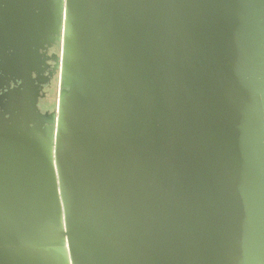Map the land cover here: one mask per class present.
I'll use <instances>...</instances> for the list:
<instances>
[{
  "label": "water",
  "instance_id": "95a60500",
  "mask_svg": "<svg viewBox=\"0 0 264 264\" xmlns=\"http://www.w3.org/2000/svg\"><path fill=\"white\" fill-rule=\"evenodd\" d=\"M11 81L0 264H264V0H0Z\"/></svg>",
  "mask_w": 264,
  "mask_h": 264
},
{
  "label": "flooded vegetation",
  "instance_id": "af4514ba",
  "mask_svg": "<svg viewBox=\"0 0 264 264\" xmlns=\"http://www.w3.org/2000/svg\"><path fill=\"white\" fill-rule=\"evenodd\" d=\"M59 51L60 49L58 46L49 49V51H47L46 53V56H48L49 58L46 65L41 66V73H33L35 85H39L41 87L39 91L38 107L43 113L52 112L56 108L59 82L58 77L55 75V62L52 60V58L54 54L59 53ZM40 52L43 51L40 50ZM23 91H25V89L24 86H22V81H19V83L17 84L11 81L9 88L6 84H4V86L0 88V100L1 97H4L5 95L11 97L16 94L18 99L17 101H19L20 103L22 101L20 98V93L22 94ZM5 100H7V98Z\"/></svg>",
  "mask_w": 264,
  "mask_h": 264
}]
</instances>
